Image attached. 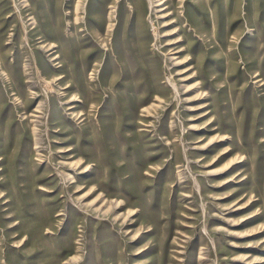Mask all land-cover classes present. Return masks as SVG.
I'll return each instance as SVG.
<instances>
[{
  "label": "rangeland",
  "instance_id": "374dc122",
  "mask_svg": "<svg viewBox=\"0 0 264 264\" xmlns=\"http://www.w3.org/2000/svg\"><path fill=\"white\" fill-rule=\"evenodd\" d=\"M99 1L82 0V24L87 9L92 8L89 31L82 33L85 41L84 33L98 31ZM135 1L117 0L115 8L131 11ZM137 1L143 10L141 34L147 37L140 47L148 56L142 64L147 75L136 77L131 72V68L141 67L140 57L131 55L119 64L125 74L121 82L129 88H112L120 69L105 56L108 48L102 45L96 57L86 46L80 50L88 51L77 57L90 65L73 70L85 72L78 83L81 92L68 93L66 84L53 83V89H48V78L38 76L35 67L41 62L49 71L57 66L58 60L52 61L49 54L54 51L53 55L62 56L65 51V40L58 37L57 28L61 23L64 37L71 33L72 5L67 0H0V45L6 46L9 59L20 53L16 67L22 74L17 85L20 95L7 86L6 72L0 67L3 168L19 170L16 175L36 171L37 179L54 180L49 186L36 185L32 192L28 187L22 190L24 195L5 189L0 181V264H264V0ZM192 2L208 17L194 12ZM123 19L131 25L128 33L136 35L137 14L130 12ZM225 22L230 44L225 49H231L232 59L218 63V54L224 50L214 29L223 33ZM120 29L121 24L117 29L112 25L106 37L109 45L111 37L118 36L115 51L123 47ZM135 43L136 37L134 44L127 43V49L139 51ZM214 47L216 51L206 61V53ZM187 59L194 60L201 78L208 81L203 89L192 84L202 80L187 75ZM150 67L156 68L154 72ZM145 82H153L150 99L143 104L149 107V115L144 117L139 111L134 121L118 122L119 109L128 105H118L117 97L126 104L130 95L141 98L142 92L130 90ZM88 83L101 86V91L89 94ZM223 86L231 89L220 93ZM61 94L68 98H57ZM33 96L36 100L27 105L25 113L16 109L19 101ZM227 96L230 105L221 113H230L238 133L225 131L224 137L228 140V135L231 141L238 135V142L245 144L240 151L243 161L234 162L233 171L225 174L219 169L230 156L209 164L228 144L218 146L220 138L213 131L216 125L208 127L213 117H203L209 111L206 105H222ZM72 106L74 111L69 109ZM88 115L98 132L91 134L92 128H88L83 135L86 143L77 146L70 135ZM56 122L64 123L61 132L53 128ZM134 122L138 124L133 126ZM140 133L145 136L138 142ZM132 136L133 141L129 140ZM92 138H102V150L92 147ZM73 145L93 157L85 171L70 166L77 158L63 156ZM2 156L0 153V159ZM98 165L103 166L101 173ZM243 169L247 174L237 177ZM75 176L82 182L96 176L103 185L99 192L106 205L83 195L95 181L78 194L83 185L68 189ZM111 186L115 191L108 189ZM253 186L256 189L250 191ZM239 190L241 197L248 194L236 206L227 198ZM4 193L10 194L3 197ZM116 202H120L117 207Z\"/></svg>",
  "mask_w": 264,
  "mask_h": 264
},
{
  "label": "bare ground",
  "instance_id": "6f19581e",
  "mask_svg": "<svg viewBox=\"0 0 264 264\" xmlns=\"http://www.w3.org/2000/svg\"><path fill=\"white\" fill-rule=\"evenodd\" d=\"M110 0H102L99 1V4L97 6L99 14L97 16V28L98 31L97 33L92 34V33H84L86 34V41H85V35H82L83 32L85 31H89V26H88V22H90V14H92V8L90 10L87 9L86 11V17L84 18V23L82 24L81 22V18H80V10H81V3L82 0H67V3L71 4L73 7V10L71 12V17H72V22L70 24V29H71V33L67 36L64 37L63 33L60 31V25L61 23L58 25V32L57 35L60 39H64L65 40V51L63 52L62 56L59 54H54V51H52L49 56H51V60H55L58 62L56 63L57 66H55L54 68H52V70H47L46 68V64L45 62H41V65L37 64L35 67V70L37 71V75H44L46 76V78H48L47 81V87L48 89L52 90L53 88V83H56L57 85H67L65 87V91H73V90H79L80 86H78L79 82H81L84 78V74L85 72H82L81 70L78 71L77 73L73 72V70L75 69L76 66H81L83 65V70H85L90 63L85 61L86 59L84 58H80L77 57L78 56H82V51L83 53L88 51V50H93V52H95L96 57L98 53L101 52V48L102 45L108 49L105 50V56H110L111 57V61L112 64L120 69V72H117V74H115V82L112 84V88H129V85L126 83H122L121 81L124 80L125 78V74L122 73V71L124 69H122L119 64L121 63L122 60H127L131 57V55H137L140 58H138V60L140 61L139 63L141 64V67L137 69V67L135 68H131V72H135V76L136 77H144L147 74L145 73V68L143 69L142 64L146 63V60H148V56L146 55V53L140 48L142 44H144L147 41V37L143 36L141 34V30H142V22L140 21L142 15H143V10H142V6H141V2L139 1H135L134 5H132L131 7V11L129 9H125L123 8L121 10V12H119L118 9L115 8V2L117 0H111V2H109ZM110 3V12L108 13L107 17H105V12H106V4ZM161 3V2H160ZM159 3V4H160ZM193 5L194 8V12H201L199 10V8H196V4L195 2L191 3ZM164 8H161L160 11H162ZM112 12L115 13V17L112 16ZM130 12L132 15L137 14V21H136V25H137V32L136 35H132L130 33H128L129 28H130V24L128 23V20L125 21V19H123L124 17L130 16ZM202 13V12H201ZM203 15H206L204 13H202ZM206 17H208L206 15ZM206 17L204 18V22L205 24H207V19ZM92 20V19H91ZM114 22V23H113ZM82 24V25H81ZM121 24V29H120V42L122 43L123 47L120 48L119 50H113L115 43H119V38L117 35H113L111 37V41L108 45V43H106V37H107V33H109V31H111V26L114 25V27L117 29V27H119ZM83 26V30H80L79 27ZM102 29L104 31V33L102 34ZM112 31H114V29H112ZM214 32L216 33L217 36H219L220 38V49L224 50L223 52L219 53V60L218 63H223L222 61L225 60H231V49L229 50V52L225 49L227 43L228 42V26L227 23L225 22L224 25V32L219 34L217 32L216 29H214ZM13 34V33H12ZM64 37V38H63ZM71 37L72 41H70ZM135 37H136V43L139 48V51H133L132 50H128L127 49V43L131 42L134 44L135 42ZM11 39V38H10ZM69 39V40H68ZM9 40V39H8ZM86 46H89L88 50H80L81 48H84ZM109 46V47H108ZM6 46L4 45H0V67L2 69L5 70L6 72V80H7V86L10 88V90H13L16 92V94H20L22 95L20 90H17V85L20 83L21 81V75L19 74V68L16 67V65L21 61V55L20 53H14L12 55V58L9 59L8 56V52L5 49ZM229 48H230V44H229ZM216 51V47H214L211 50H208V53H206L205 55V59L206 61H210V55L212 52ZM26 59V58H25ZM97 58L94 59V61H96ZM68 62H67V61ZM191 64H193L191 67H189ZM28 65V64H27ZM4 66V68H3ZM119 66V67H118ZM187 71H188V76L191 78V80H195V79H200L202 80L203 83L199 82L197 83H192L195 88L198 89H203L204 87L207 86L208 81L207 80H203L201 77L202 75L197 71L196 66H194V60L193 59H187ZM16 67V68H15ZM95 67V65L93 66ZM132 67V66H131ZM96 68V67H95ZM151 68V67H150ZM122 69V71H121ZM146 69L148 70V66H146ZM156 68H151L150 70H152V72H154ZM31 71V69H30ZM55 71L59 72L58 76L55 75ZM137 72H140V74L138 75ZM90 75H93V73L91 72ZM157 75V73H156ZM57 76V77H56ZM92 77V76H91ZM89 77V78H91ZM46 80V79H45ZM195 82V81H194ZM93 83V81L91 82ZM91 83H88L86 86H88L87 90L89 94H97V91H101V86L99 85H90ZM130 83V82H129ZM137 83V82H136ZM211 84H213L212 81H210ZM46 84V83H45ZM105 85V83H104ZM172 85L174 86V88H176V86L174 85V83H172ZM93 87V90L92 88ZM64 88V87H63ZM229 89H231L230 86H223L222 89H219L218 91L224 92L226 94V91ZM81 92V90H79ZM131 93H133L132 91H136V92H142V97L139 99H136L135 97L133 98L132 95H130L128 103L126 104V100L122 99L121 96H118L116 99V102L118 103V105H128V106H122L119 109V114H120V119H118L119 121H134L135 118L138 117V112L141 111L143 113H145L144 117H147L149 114V107H147L146 105H143L145 103L148 102V100L150 99V95L153 92V82L151 84H146L142 87L140 84H135L132 88H131ZM68 92V93H69ZM83 93V92H82ZM73 99H75V96H71ZM57 98L59 99H67L68 95L67 94H61L60 96H58ZM88 98V97H87ZM159 98H161L159 96ZM36 100L35 96H33L32 98H28V100L26 101H19L18 104H16V109L17 110H22L24 113L25 111L28 109L27 105H32V101ZM50 100H52V97L50 98ZM84 103L87 102V100L83 101ZM230 105V99L227 98L225 99V102L222 105H206V108H209V111L207 112L206 115H204L203 118H209L211 119L212 117V122L208 124V127H213V125H216L215 128H213L214 133L218 134L217 138H220L219 141H217L218 146H220V144L223 142V144H228L227 145V149L225 151H223L222 153H220L214 160L213 162H210L209 165H214L217 164L219 162H221L222 160H224L225 158H227L228 156H230V159L222 166L220 167L219 171H224V173H231L234 169V162H239V161H243V159L241 160V156H240V151H243V145L245 144V142L243 141L241 144L238 142V135L234 136L235 138L232 139L231 141H229L230 137L227 135L228 140L225 139V131H230L232 134H237L238 133V129H236V122L233 121L230 122V113H221V110H225L228 106ZM88 105H81V107H87ZM37 109H42L40 108V106H36ZM141 108V109H140ZM69 109H71L72 111H74L75 106L70 107ZM91 111V110H90ZM41 112V110H40ZM39 112V113H40ZM91 115V114H90ZM143 117V116H142ZM25 122H28V118H24ZM21 124L24 125L25 129L26 125L23 123V121H21ZM80 126L70 135V139H75L76 140V144L77 146L80 145L81 142H85L86 143V139L83 136L85 130H87L88 128H92L91 134H95L96 132H98L97 130L94 131L93 127L94 124L92 122V119L90 118V116H86L81 123H79ZM138 124V123H137ZM134 122L133 126L137 125ZM144 124V123H143ZM49 125V124H48ZM96 126V125H95ZM99 126V125H97ZM96 126V127H97ZM49 127V126H48ZM95 127V128H96ZM101 127V126H100ZM99 127V128H100ZM53 128H59L58 132H61V130H63L65 128L64 123L62 122H56V124L53 126ZM104 127H101V129H103ZM23 129V128H22ZM144 131V130H143ZM32 132L34 133L33 135L37 134L36 129H32ZM99 133H101L99 131ZM206 133H211L209 131H206ZM143 134V135H142ZM74 135V137H73ZM138 135V142H141L144 138V133H140L137 134ZM127 140V139H126ZM131 141H133V136L129 139ZM226 141V142H224ZM36 142V141H35ZM101 142H102V138H92V147L95 149H99L102 150L103 146H101ZM237 143V144H236ZM81 147V146H80ZM82 148V147H81ZM0 153L3 154L2 158L0 159V165H2V168L0 169V175H2V179H0V181L3 182L4 186L6 187L5 189H10L13 188L14 190H16V192H21L22 190H27V188L29 187L31 192L34 190V188H36V185L38 184H42L44 186H49L50 183H52L54 180L52 181H45V180H40L37 179L35 177L36 175V171H30V173H23L21 175H16V173H19V170H6V168H3V164L6 161V155L3 153L2 151V147H0ZM69 154L72 155L73 158H77V160L74 163H71L70 166H72V168L74 170H78V169H82V171H85L88 167H89V162L93 160V157H91L87 151H84L82 149H77L74 145L72 146V148L69 150V152H66L63 154V156H68ZM41 158V157H39ZM208 161V160H207ZM206 162V161H205ZM100 173L103 170V166L102 165H98L97 166ZM216 171V170H215ZM243 173L247 174L246 169L240 170L237 177L241 176ZM242 178V177H241ZM11 179V181H9ZM74 179V181H72L69 185H68V189H72V188H79L77 187V185H83L82 188H80L79 190L76 191V194L84 191L91 182H97L96 185H91L86 192L83 194L84 196H86L88 199L89 197H92V202H96L102 205L104 204V200L102 198V193H100L99 191L102 190L101 188L103 187V185L101 183H98V179L95 176L94 178L91 179H87L82 181L77 180L76 176L72 177L71 180ZM245 181L247 180V178H244ZM258 180L254 181V183H257ZM19 183V185H18ZM254 183H251L252 185L255 186ZM18 185V186H17ZM14 186H17V188H15ZM254 186L252 187V189L250 191L255 190L256 188H254ZM111 191H115L113 186L108 188ZM10 193H4L3 197H6L7 195H9ZM241 194V190H239V192L235 191L232 195H230L229 198L227 199H233V203H235L236 206L241 205L240 202L246 200L247 197V193H244L245 195H243L242 197L239 196ZM22 195H24V192L22 191ZM110 195V194H109ZM251 196H249L248 198L250 199ZM247 198V199H248ZM25 199V196H24ZM58 199V197H56V199L54 201H56ZM257 201V200H256ZM26 202L28 204H30V202L28 200H26ZM113 203V202H112ZM120 204V202H116L115 203V207H117ZM57 206H60V203L56 204ZM106 205V204H104ZM253 206V203H252ZM245 209V207H243ZM244 209H238V210H244ZM132 210H129V214H131ZM115 218H117L115 216Z\"/></svg>",
  "mask_w": 264,
  "mask_h": 264
}]
</instances>
